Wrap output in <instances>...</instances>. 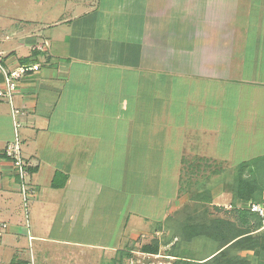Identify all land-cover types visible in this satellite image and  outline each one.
<instances>
[{
  "label": "crops",
  "instance_id": "crops-1",
  "mask_svg": "<svg viewBox=\"0 0 264 264\" xmlns=\"http://www.w3.org/2000/svg\"><path fill=\"white\" fill-rule=\"evenodd\" d=\"M0 54L10 69L41 65L19 82L14 98L38 192L26 216L15 168L3 155L14 139L12 105L0 101V254L14 257V264L37 255L32 242L48 244V221L68 202L66 192L87 187L72 181L93 168L110 117L115 125L139 124L143 100L151 113L160 100L151 91L157 74L184 78V105L176 109L184 112V160L224 161L228 178L211 189L210 206L227 207L238 169L264 161V0H0ZM169 203L161 221L130 212L134 223L125 225L131 230L121 243L148 222L165 220ZM240 204L249 211L250 202ZM251 215L246 227L255 237L264 229ZM216 244L202 263L229 248ZM99 247L103 254L120 248ZM254 249L240 256L264 264Z\"/></svg>",
  "mask_w": 264,
  "mask_h": 264
},
{
  "label": "rangeland",
  "instance_id": "rangeland-1",
  "mask_svg": "<svg viewBox=\"0 0 264 264\" xmlns=\"http://www.w3.org/2000/svg\"><path fill=\"white\" fill-rule=\"evenodd\" d=\"M163 75L157 74L155 90L151 89L158 92L160 100L155 105L152 103L151 113L143 105L146 104L143 100L141 106L146 111L140 113L139 124L136 122L129 127L120 123L115 125L116 121L110 117L108 127L103 126L105 136L101 144L95 145L98 149L92 156L93 168L84 170L86 174L72 181L73 186L87 187L66 192L64 200L68 202L60 208L56 219L52 217L48 221V244L32 242L37 255L30 256L29 253L25 263L21 261L20 264H202V260L217 251L213 247L216 243L219 249L229 246L226 250L229 256L219 258L221 264H230V261L248 264L247 257L240 256V251L253 248L251 241L235 245L232 242L222 247L223 242L212 239L209 234L200 236V239L187 236L186 231L192 225H211L218 219L235 218L237 228L247 229L244 221L248 220L242 216L243 205H239L234 192L227 207L210 206L211 189L228 178L223 170L224 161L184 160V112L176 110L177 106L184 105V78ZM175 116L177 118H173ZM148 119L151 120L147 122ZM217 152L228 155L224 150ZM100 156L103 157L99 159ZM242 172L246 179H257L262 190L257 198L262 201L264 171L254 164ZM157 192L161 193L158 202L154 198ZM34 200L27 205L22 201L24 216ZM172 200L173 210L165 220L148 222L145 229L140 228L136 238L126 236L121 243L123 234L127 235L131 230V226L125 229V225L134 223L133 212H144L152 220L161 221ZM130 212L133 213L131 219ZM231 212L234 217L229 215ZM24 225H28L25 218ZM263 233L255 236L258 241ZM156 244L159 245L157 255L143 251L144 247ZM116 245L120 247L118 252L103 254L98 250L99 246ZM41 247L51 248V254H41L46 252ZM254 248L256 261L264 260L260 256L264 250L259 246ZM13 258L0 254V264H14Z\"/></svg>",
  "mask_w": 264,
  "mask_h": 264
},
{
  "label": "built area",
  "instance_id": "built-area-1",
  "mask_svg": "<svg viewBox=\"0 0 264 264\" xmlns=\"http://www.w3.org/2000/svg\"><path fill=\"white\" fill-rule=\"evenodd\" d=\"M40 64L19 66L10 69L5 66V57L0 54V72L4 77V88H0V101H8L12 105V118L14 120V139L6 145L3 155L11 161L15 168L19 181L20 194L27 205L37 197V189L32 182L33 163L24 155V145L20 134L21 124L18 120L19 109L14 105V98L19 82L28 74L38 72ZM248 210L258 216L264 229V199L261 202H254L248 205ZM6 228V225L4 226Z\"/></svg>",
  "mask_w": 264,
  "mask_h": 264
},
{
  "label": "trees",
  "instance_id": "trees-1",
  "mask_svg": "<svg viewBox=\"0 0 264 264\" xmlns=\"http://www.w3.org/2000/svg\"><path fill=\"white\" fill-rule=\"evenodd\" d=\"M264 161H256L254 164H257V166H261V164ZM253 165L252 163H245L243 164L240 169L238 170V177L236 178V187L234 190L235 197L240 202H261L258 201L257 195L262 192V190L257 185V179H251L245 178L244 173L242 172L245 167ZM242 168V169H241ZM264 193V192H263ZM263 201V200H262ZM243 214L244 219L247 220L250 218V215L252 214L250 211H243L240 210ZM252 216V215H251ZM243 219V220H244ZM245 224H247V221H244ZM259 226L262 227L261 221L259 222ZM187 236L189 239H193L195 237L199 236H209L212 239H216L223 242L222 247H225L227 245H230L232 242L233 244H240L244 242L251 241L254 243V247H260L264 250V233L262 234L260 241H258V237H252L251 231L249 229H244L243 227L237 228V226L234 223H231L228 220H216L213 222V224L208 225L206 224H198V225H192L188 227ZM263 239V242L261 241ZM253 247V248H254ZM147 254H154L157 255L159 253V245H153V246H146L143 250ZM226 256V250L220 252L210 260H208L205 263L202 264H214L215 262L217 264H221L219 261L220 257ZM230 264H234L232 261H230Z\"/></svg>",
  "mask_w": 264,
  "mask_h": 264
}]
</instances>
